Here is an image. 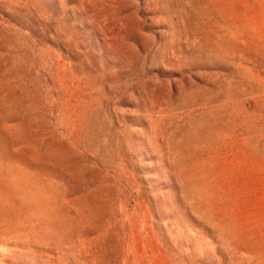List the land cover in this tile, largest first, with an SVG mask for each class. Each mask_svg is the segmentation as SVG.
<instances>
[{
  "label": "rangeland",
  "instance_id": "1",
  "mask_svg": "<svg viewBox=\"0 0 264 264\" xmlns=\"http://www.w3.org/2000/svg\"><path fill=\"white\" fill-rule=\"evenodd\" d=\"M0 264H264V0H0Z\"/></svg>",
  "mask_w": 264,
  "mask_h": 264
}]
</instances>
